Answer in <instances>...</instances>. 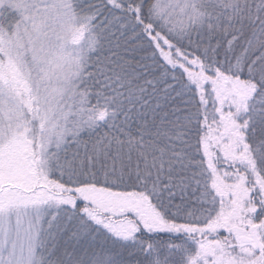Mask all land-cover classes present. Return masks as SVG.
<instances>
[{"label": "snow or ice", "instance_id": "6c2138e0", "mask_svg": "<svg viewBox=\"0 0 264 264\" xmlns=\"http://www.w3.org/2000/svg\"><path fill=\"white\" fill-rule=\"evenodd\" d=\"M0 264H264V0H0Z\"/></svg>", "mask_w": 264, "mask_h": 264}]
</instances>
